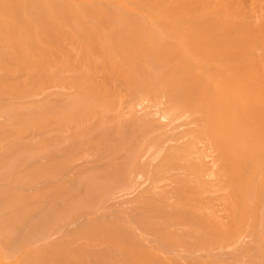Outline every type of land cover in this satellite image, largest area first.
Masks as SVG:
<instances>
[{"label":"bare ground","instance_id":"bare-ground-1","mask_svg":"<svg viewBox=\"0 0 264 264\" xmlns=\"http://www.w3.org/2000/svg\"><path fill=\"white\" fill-rule=\"evenodd\" d=\"M0 264H264V0H0Z\"/></svg>","mask_w":264,"mask_h":264}]
</instances>
